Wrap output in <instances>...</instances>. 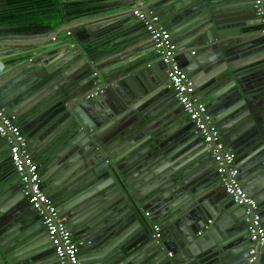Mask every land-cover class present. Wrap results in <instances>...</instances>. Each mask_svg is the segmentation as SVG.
<instances>
[{
    "label": "water",
    "instance_id": "1",
    "mask_svg": "<svg viewBox=\"0 0 264 264\" xmlns=\"http://www.w3.org/2000/svg\"><path fill=\"white\" fill-rule=\"evenodd\" d=\"M63 1L51 28L0 33V108L19 124L43 191L81 242L79 264H247L245 209L172 106L148 34L123 16L140 5L170 32L264 227V32L253 0H81L88 10L73 18ZM65 31L72 46L63 56L30 41ZM15 40L24 42H4ZM9 148L0 137V264H60ZM258 252L264 264V243Z\"/></svg>",
    "mask_w": 264,
    "mask_h": 264
},
{
    "label": "built area",
    "instance_id": "2",
    "mask_svg": "<svg viewBox=\"0 0 264 264\" xmlns=\"http://www.w3.org/2000/svg\"><path fill=\"white\" fill-rule=\"evenodd\" d=\"M257 15L261 16L264 26L263 0H253ZM131 14L140 22L150 41L153 43L157 60L165 69V76L174 94L175 101L194 125L215 163V171L224 192L237 205L245 209L246 232L250 246L247 251V264H260L258 248L264 243V227L257 203L242 188L237 179L236 156L225 148L220 132L212 122L206 105L194 96L192 81L181 70L176 61L177 45L170 32L162 25L159 17L152 11L133 9ZM70 36V32H65ZM51 40H55L52 37ZM264 44V40H263ZM103 89H95L87 94L86 99L102 93ZM0 137L5 138L10 146V164L22 183L21 192L31 208L41 216L42 224L49 236L53 252L60 264H79L78 245L73 240L64 220L59 216L52 199L43 191L39 166L26 149V142L19 125L0 108ZM145 215H147L145 213ZM152 238L158 242L159 227H152ZM170 256V254H168Z\"/></svg>",
    "mask_w": 264,
    "mask_h": 264
},
{
    "label": "trees",
    "instance_id": "3",
    "mask_svg": "<svg viewBox=\"0 0 264 264\" xmlns=\"http://www.w3.org/2000/svg\"><path fill=\"white\" fill-rule=\"evenodd\" d=\"M7 6L8 11L0 13V30L29 26L49 15L58 16L62 12L60 0H9ZM71 16L67 14L68 18Z\"/></svg>",
    "mask_w": 264,
    "mask_h": 264
},
{
    "label": "crops",
    "instance_id": "4",
    "mask_svg": "<svg viewBox=\"0 0 264 264\" xmlns=\"http://www.w3.org/2000/svg\"><path fill=\"white\" fill-rule=\"evenodd\" d=\"M8 1L9 0H0V13L1 12H3V11H8V6H7V3H8ZM105 1V0H104ZM60 7V6H59ZM133 9H136V8H140V5L138 6V5H133V7H132ZM132 9V10H133ZM54 14V13H53ZM60 16H61V14H59ZM51 16V15H49V16H47L46 17V19H42V20H40V21H38V22H36V23H34V24H31V25H46V26H48V28H51L53 25H55L56 23H58L59 21H61V19H62V17H60V16ZM123 17H126L128 20H131V21H133V23H136V24H138L140 27H142V25L140 24V22L138 21V20H136L135 19V17L131 14V12L130 13H128V14H126V15H124ZM120 19V18H119ZM262 24V23H261ZM143 28V27H142ZM261 28H262V31L264 32V26L263 25H261ZM144 29V28H143ZM4 30H13V31H15V32H21V31H23V29H21V26L19 27V28H17V29H11L10 27H6V28H4ZM4 30H0V33L1 32H3ZM61 30V27H56L54 30H53V35L54 34H56V33H58L59 31ZM145 31V30H144ZM66 32V31H65ZM65 32H60L56 37H55V40L53 41V40H51V35H48L47 37H45V38H36V39H32V40H30V41H37V40H41V41H45V45H54L53 47H52V51H55V52H53V56L56 58V57H59V56H63V55H65L67 52H68V50H69V48L72 46V42H69L68 41V39H70V38H72V35L70 34V36H66V34H65ZM84 33V30L83 29H81V31H80V34H83ZM146 33V32H145ZM147 34V33H146ZM23 40V39H22ZM0 42H2L3 43V41H1L0 40ZM4 42H17V43H21V42H24V41H21V40H15V41H4ZM61 49H63V50H61ZM189 58V57H188ZM185 60V58H184V56H182L181 55V57L178 59V62H181L182 60ZM155 61H157V60H155ZM5 62V61H4ZM152 62H154L153 60H152ZM2 63V61H0V64ZM0 70H2L1 69V67H0ZM162 73H163V75H164V77H165V79H166V76H165V69L164 68H162L161 70H160ZM260 75H262V74H256L255 75V78H254V76L252 75V79L254 80V79H257V78H260ZM262 78V80H260L259 79V81H261V84L264 82V75L261 77ZM194 96L196 97V98H200V96L199 95H195L194 94ZM203 103H205V101L203 100L202 101ZM172 106L176 109V111L178 110V115H183V117L187 120V121H189V119L187 118V116H186V114L183 112V110L181 109V107L177 104V102L175 101L173 104H172ZM17 124V123H16ZM17 125H19V124H17ZM20 127V126H19ZM203 149H207L206 148V146H204L203 145ZM32 158H33V156H32ZM235 163H236V167H237V169H238V166H239V163H238V161H235Z\"/></svg>",
    "mask_w": 264,
    "mask_h": 264
},
{
    "label": "flooded vegetation",
    "instance_id": "5",
    "mask_svg": "<svg viewBox=\"0 0 264 264\" xmlns=\"http://www.w3.org/2000/svg\"><path fill=\"white\" fill-rule=\"evenodd\" d=\"M79 2H81V0H64L62 3L64 14L65 15L68 14V16L73 15L70 18L81 16L82 15L81 12L86 9L88 10V6L86 5L84 7L79 8V4H78ZM86 3L88 4V2Z\"/></svg>",
    "mask_w": 264,
    "mask_h": 264
}]
</instances>
